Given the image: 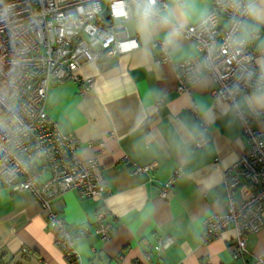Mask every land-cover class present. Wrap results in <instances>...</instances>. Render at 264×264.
I'll use <instances>...</instances> for the list:
<instances>
[{"label":"crops","instance_id":"1","mask_svg":"<svg viewBox=\"0 0 264 264\" xmlns=\"http://www.w3.org/2000/svg\"><path fill=\"white\" fill-rule=\"evenodd\" d=\"M169 23L156 22L149 32L137 27L136 18L126 24V34L139 47L115 59L83 64L82 80L93 85L83 93L72 81L53 83L46 97V112L60 130L79 140L80 159L98 158L108 193L103 200H84L75 192L65 193L52 208L67 223L76 238L74 247L82 264H258L264 257V228L247 235L248 254L232 256L233 226L207 245H201L203 223L212 214L226 210L227 193L223 172L242 155L246 140L230 105L214 99L216 87L203 73L192 89V99L176 91L174 65L190 58L201 60L200 52L182 29L199 21L211 7V0H164ZM251 15L240 36L253 38L255 51L264 50V0H244ZM107 0H101L103 7ZM227 21L220 17V26ZM167 43L171 58L156 61L152 43ZM264 65V55L256 59ZM199 108L205 125L202 131L190 117V104ZM156 102H160L158 109ZM240 109L264 110V91L242 93ZM264 134V118L254 123ZM208 140L194 148L200 139ZM102 144V145H101ZM101 145V146H100ZM128 156L137 165H155L146 174H134L122 162ZM180 173L173 178L174 172ZM49 177L47 171L40 181ZM172 182L166 199L158 197L162 184ZM248 188L236 197L247 198ZM105 209V223L112 226L110 238L102 242L96 233V213ZM47 211L27 193L16 194L0 186V264H68L56 243V230L47 222ZM86 230L85 237L79 232ZM170 235L174 244L156 250L158 237Z\"/></svg>","mask_w":264,"mask_h":264},{"label":"built area","instance_id":"2","mask_svg":"<svg viewBox=\"0 0 264 264\" xmlns=\"http://www.w3.org/2000/svg\"><path fill=\"white\" fill-rule=\"evenodd\" d=\"M180 2V0H175ZM143 0H0V186L12 193H27L47 211V222L56 230V243L68 264H82L75 249L76 238L67 223L52 208L53 202L73 191L84 200H103L108 189L102 166L96 157L80 159L79 140L63 133L46 112V97L53 83L72 81L80 93L92 87V79L82 80L78 70L85 63L108 61L139 47L138 40L126 34V24L137 13ZM159 22L168 9L164 0H156ZM244 0H211V7L196 23L182 29L183 36L200 52L201 60L190 58L174 65L176 91L192 99V85L201 74H208L216 87L214 99L226 101L239 122L246 145L240 158L223 172L226 210L212 214L203 223L201 245H207L229 226L235 239L232 256L247 254V235L264 228V134L254 128L264 110L250 113L240 109L242 93L264 91V65L256 59L264 50L255 51L252 34L240 36L251 15ZM220 17L227 21L220 26ZM156 61L164 63L171 54L167 43H152ZM160 102H156L158 109ZM190 117L204 131L198 105L192 100ZM208 140L200 138L194 148ZM102 145V144H101ZM100 145V146H101ZM122 162L134 174H146L155 165H137L128 156ZM47 171L49 177L40 181ZM180 173L174 172L173 178ZM173 180L162 184L158 197L166 199ZM239 188H248L247 198L236 197ZM107 211L96 213L95 231L102 242L110 238L112 226L105 223ZM86 230L79 232L85 237ZM174 244L170 235L158 237L156 250ZM264 264V257L257 259ZM134 264H149L135 261ZM211 264V263H207Z\"/></svg>","mask_w":264,"mask_h":264},{"label":"clouds","instance_id":"3","mask_svg":"<svg viewBox=\"0 0 264 264\" xmlns=\"http://www.w3.org/2000/svg\"><path fill=\"white\" fill-rule=\"evenodd\" d=\"M155 4L156 0H143L142 6L137 13V27L143 32L151 31L156 23L154 19L157 15ZM160 23L162 26H167L169 23V17H162Z\"/></svg>","mask_w":264,"mask_h":264}]
</instances>
